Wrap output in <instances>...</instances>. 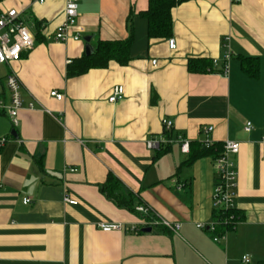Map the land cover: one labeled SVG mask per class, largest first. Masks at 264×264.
<instances>
[{
  "label": "crops",
  "instance_id": "crops-1",
  "mask_svg": "<svg viewBox=\"0 0 264 264\" xmlns=\"http://www.w3.org/2000/svg\"><path fill=\"white\" fill-rule=\"evenodd\" d=\"M147 5L79 0L81 38L58 41L64 0L0 2L1 10L20 13L33 38L18 61L0 67L1 76H17L22 100L16 127L0 114L8 122L0 131L8 138L0 148V264H264V0H180L171 10L174 49L169 38H147L146 20L138 15ZM130 34L126 65L110 61L67 76L69 64L85 56L83 37L94 50L99 39ZM227 52V71L217 73ZM196 57L212 59L213 71H187ZM243 57L257 58L256 76L242 70ZM115 85L123 86V97L109 102ZM164 119L172 121L166 133ZM208 126L213 143H239L232 156L237 219L224 237L210 227L215 158L183 165L189 155L177 142L187 139L197 153ZM150 139L168 151L156 157L157 148L146 146ZM109 175L133 207L148 206L179 223L177 233L97 228L143 219L104 194Z\"/></svg>",
  "mask_w": 264,
  "mask_h": 264
},
{
  "label": "built area",
  "instance_id": "built-area-1",
  "mask_svg": "<svg viewBox=\"0 0 264 264\" xmlns=\"http://www.w3.org/2000/svg\"><path fill=\"white\" fill-rule=\"evenodd\" d=\"M39 4L43 3L44 0H32ZM79 0H64L63 8V19L58 25L55 31V39L58 41H66L67 39H80V30L76 28V17H77V7ZM180 1V0H177ZM239 0H232V2L237 3ZM73 33H70L74 29ZM168 47L174 49L176 44L174 39L169 38L167 41ZM33 46V38L26 27L20 13L9 8L7 10L0 9V67L9 66L12 63L18 61L22 54L31 49ZM230 58L229 52L224 55V67L223 72L227 71V61ZM154 62V61H153ZM215 63V62H214ZM20 81L13 72L7 73L5 76L0 74V114L5 115L8 118L11 126L16 127L18 124V114L22 106L21 92H20ZM50 95L61 100L63 95L55 90L50 92ZM123 97V86L115 85L112 88V93L108 97L109 102H116ZM32 106V104H29ZM163 127L168 130L172 126V121L170 119H164ZM252 128L250 122H246L244 126L245 131H250ZM212 127L202 128V133L204 134L203 140L200 142L202 146L208 148L214 143L209 135L212 131ZM8 138L5 136L0 137V148L5 145ZM178 144L181 152H189V141L185 138H178ZM160 143L156 140H148L146 142L147 148H157ZM239 150V143L236 141L225 140L222 143V150L217 157H215L216 165V184L213 193V206L216 210L224 215V222H232L234 220V215L230 213L234 209L233 195L234 189L236 187V171L234 169V162L232 156L237 154ZM64 200L70 204H75L74 200L69 199L67 196ZM24 203L30 202V198L25 197L23 199ZM135 211L140 214L143 219L137 223L126 227L121 222H100L97 224V228L104 232L110 231H125L139 233L145 227H150L151 229L156 227H165L167 230L177 233L180 228V224L176 222H169L157 216L153 213L148 206L137 205L135 206ZM229 212V213H228ZM226 213V216H225ZM228 213V214H227ZM214 220L213 224L210 225L211 229L214 230ZM197 227L203 228V224H196ZM224 237V234H221ZM216 241L218 238L213 237ZM241 261L243 263H248L250 261L248 255H243Z\"/></svg>",
  "mask_w": 264,
  "mask_h": 264
},
{
  "label": "trees",
  "instance_id": "trees-1",
  "mask_svg": "<svg viewBox=\"0 0 264 264\" xmlns=\"http://www.w3.org/2000/svg\"><path fill=\"white\" fill-rule=\"evenodd\" d=\"M2 0H0L1 2ZM177 0H148L147 8L138 13L139 16L146 20L147 24V38L150 39H164L169 38L172 35V17L171 10L178 3ZM133 42V36L130 34L124 39L114 40H97L93 52L89 55L82 56L76 60H73L67 68V76H77L90 68L106 67L110 61H114L119 65H126L130 60L129 49ZM241 68L249 76H256L258 72V60L254 57L241 58ZM214 62L212 59L196 57L190 58L187 61L186 68L189 72H211L213 71ZM224 63L220 66L217 73L223 72ZM164 132L166 130L163 127ZM191 144H189V158L183 162V165L190 164L198 156L211 155L217 157L222 150V144L214 143L212 146L206 148L201 144L197 145V153H192ZM168 151V145L162 147L161 144L157 147V156L162 155ZM180 166L177 167V170ZM120 182L113 176L109 175L106 182L102 185V191L104 194L112 199L117 205L123 206L126 209L135 211V207L132 205V199L130 195L124 196L120 194ZM229 213V212H228ZM227 213V214H228ZM234 215L232 222H224V215L219 213L218 210H214V223L215 232L222 233L228 229H232L236 221V212L234 209L230 211ZM226 216V213H225ZM153 229L167 231L165 227H156Z\"/></svg>",
  "mask_w": 264,
  "mask_h": 264
},
{
  "label": "water",
  "instance_id": "water-1",
  "mask_svg": "<svg viewBox=\"0 0 264 264\" xmlns=\"http://www.w3.org/2000/svg\"><path fill=\"white\" fill-rule=\"evenodd\" d=\"M89 40H90V37H83V41L85 42V54L86 55H89L92 53V47L91 45L89 44ZM151 231V228L150 227H145L142 229V232H150Z\"/></svg>",
  "mask_w": 264,
  "mask_h": 264
},
{
  "label": "rangeland",
  "instance_id": "rangeland-1",
  "mask_svg": "<svg viewBox=\"0 0 264 264\" xmlns=\"http://www.w3.org/2000/svg\"><path fill=\"white\" fill-rule=\"evenodd\" d=\"M3 127H8V122L5 120V118L3 119L2 116H0V131H1V128Z\"/></svg>",
  "mask_w": 264,
  "mask_h": 264
}]
</instances>
